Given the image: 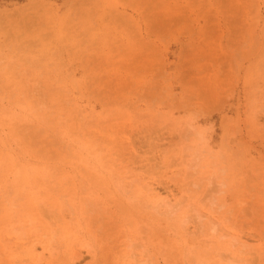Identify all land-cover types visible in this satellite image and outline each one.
I'll return each mask as SVG.
<instances>
[{
  "label": "rangeland",
  "instance_id": "rangeland-1",
  "mask_svg": "<svg viewBox=\"0 0 264 264\" xmlns=\"http://www.w3.org/2000/svg\"><path fill=\"white\" fill-rule=\"evenodd\" d=\"M40 262L264 264V0H0V264Z\"/></svg>",
  "mask_w": 264,
  "mask_h": 264
},
{
  "label": "bare ground",
  "instance_id": "bare-ground-1",
  "mask_svg": "<svg viewBox=\"0 0 264 264\" xmlns=\"http://www.w3.org/2000/svg\"><path fill=\"white\" fill-rule=\"evenodd\" d=\"M161 205H163V201L161 202ZM16 246H17V245H16ZM16 246H15V247H16ZM34 246H35V245H34ZM20 247H22V246H20ZM17 249H18V248H17ZM24 251H25V250H24ZM43 251H45V250H43ZM11 252H12V251H11ZM31 252H32V251H31ZM33 252H34V251H33ZM36 252H37V251H36ZM11 254H12V253H11ZM21 254H23V253H21ZM24 254H25V253H24ZM31 255H32V254H31ZM46 255H47V254H46ZM20 256H21V255H20ZM34 256H35V255H34ZM40 256H41V253H40ZM37 257H38V256H37ZM37 257H36V258H37ZM43 257H44V256H43ZM29 258H30V257H29ZM41 259H42V258H41ZM38 260H39V259H38ZM136 260H137V259H136ZM29 262H30V261H29ZM41 262H42V261H41ZM41 262H40V264L43 263V262H42V263H41ZM38 264H39V263H38ZM132 264H133V263H132Z\"/></svg>",
  "mask_w": 264,
  "mask_h": 264
}]
</instances>
